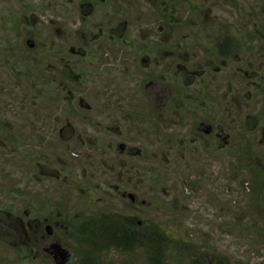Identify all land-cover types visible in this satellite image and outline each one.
<instances>
[{
  "label": "rangeland",
  "instance_id": "374dc122",
  "mask_svg": "<svg viewBox=\"0 0 264 264\" xmlns=\"http://www.w3.org/2000/svg\"><path fill=\"white\" fill-rule=\"evenodd\" d=\"M259 1L236 0L243 9L256 8ZM31 5L35 10L30 14L38 27V36L34 38L35 45L40 48L38 52L43 49L44 53H47L49 45H59L68 53L65 56L69 61L75 60L74 64L83 71V79L80 84L67 82V86L84 101L81 102L78 96H70L68 88L51 84V94L49 93L44 102L36 104L37 112H28V87L23 81L17 83L9 78L0 62V120L13 125L12 128L23 135V142L27 143L28 154L30 153L28 156L22 148L7 159H0V205L13 204L8 198L10 195L5 192L8 189L16 188L28 194H36L40 200H45L50 194L49 203L62 198L63 194L58 192L65 189L67 209L76 210L85 205L84 202L88 199L85 190H89L92 195L97 196V204L93 205L90 201L92 208L105 204L127 212L130 210L148 214L172 231H184L189 239L204 246L203 252L206 256H209L208 252L219 251L226 253L236 264H264V237L255 231L263 222L253 206L256 204L253 194L250 190L242 188L248 178L242 169L232 166L229 149L206 151L202 149L199 141L191 148L177 145L173 140L176 137L191 135L186 131L195 117H206L211 111L216 120L222 119L225 110L223 103L218 101L217 94L224 88L223 67L220 73L204 74L199 79L205 87L215 88L217 94L212 96L211 100L206 99L195 106V113L180 112L175 115L176 119L170 118V121L159 127L160 131L150 135L145 129L148 119L141 108L135 121L136 125L129 124L126 129L128 121L126 123L115 108V101L125 103L127 98L135 96L134 106L142 107L138 93L144 72L153 71L157 74L165 67L162 63L165 57H162L159 64L154 61L152 66V62L141 66L139 54L136 55L130 49L122 48L108 39H101L100 46L99 43L91 45L88 53L80 54L75 47L81 43L74 36L80 25L78 1L31 0ZM24 7L23 1L0 0V36L6 44L9 37L13 44L19 43L13 39L12 35L16 34V30L9 27L6 17L9 13L22 11ZM208 11L210 16L205 20L209 21L210 29L188 28L195 32L193 35L200 47H210L213 41L207 35H214L218 29L227 28L237 35L244 34V27L240 25L229 5L213 3ZM146 12L145 4L140 2L139 16L131 18L128 41H139V27L145 29L148 35L163 30L161 24L146 19ZM99 14V10L91 9L86 14L90 24L84 27H96ZM53 25L59 26L65 37L54 38L50 29ZM32 39L33 36L28 35L26 42ZM193 41L189 37L188 44L193 45ZM31 45H34L33 40ZM189 51L191 57H197L201 50L193 46ZM34 57L38 61L42 59L37 52ZM77 58L79 59L76 60ZM54 62L59 65L57 61ZM37 72L41 81L47 79L49 72L46 67ZM237 82L232 78L233 87L237 86ZM197 83L198 81L192 89H196ZM49 84L41 82L45 87ZM164 91L160 85L154 86L152 93L157 96V101L165 97ZM42 92L46 93L44 90ZM247 99L248 102L243 103L241 109L253 111L260 107V97ZM67 101L69 103H66ZM105 103L109 105L106 108ZM70 105L74 107L68 110ZM89 108L92 111L88 114L94 116L92 120L95 123L99 122V130L76 117V111ZM116 124L122 127V132L109 128ZM248 136L249 138H245H248L260 155L264 156V145L258 141V134L249 133ZM162 139L164 144L161 143ZM118 143L125 145L124 151L117 148ZM125 150L130 151L129 159L134 165L132 172L128 178L124 174L123 178L118 179L121 182L117 188L111 189L107 183L115 182V179L103 169L104 165L113 161L117 164L125 159ZM34 155L46 158L38 163L30 158ZM58 171L65 174L70 171L74 176L73 181H60L56 174ZM155 175L159 176V182L155 181ZM81 176L83 180H80ZM240 178L242 184L239 183ZM160 187L164 190L156 193ZM129 193L138 195L145 199V202L126 207L124 198L126 199ZM262 196L264 197V193ZM261 202L263 207L264 198ZM17 206L18 204H15L14 209L18 208ZM50 229L40 242L36 241L39 250L33 263L17 259L14 242L0 241V264H66L69 254L58 240L62 231L61 225L57 221L53 222ZM111 254L115 256V252Z\"/></svg>",
  "mask_w": 264,
  "mask_h": 264
},
{
  "label": "trees",
  "instance_id": "16d2710c",
  "mask_svg": "<svg viewBox=\"0 0 264 264\" xmlns=\"http://www.w3.org/2000/svg\"><path fill=\"white\" fill-rule=\"evenodd\" d=\"M19 1L24 2L23 10L15 14L9 13L6 17L9 27L16 30V34L12 35L13 39L19 43L13 44L9 37L6 40L9 42L6 44L0 36V62L9 78L17 83L23 81L28 87L30 109L27 111L35 113L37 112L36 104L44 102L49 93L51 94V84L61 88H68L67 82L80 84L83 71L74 64L75 60L67 59L68 53L59 45H49L50 49L47 53H44L43 49L38 52L40 48L34 41V38L38 36L36 32L38 27L33 21V15L30 14L35 9L31 5V0ZM77 1L80 5V25L74 36L81 43L77 48L75 47L80 54L88 53L91 45L99 43L100 46L101 39H108L118 43L122 48L130 49L136 55L139 54L141 66H147L149 62H152V66L154 61L159 64L162 57H165L162 61L165 67H162L157 74L153 71H143L145 74L139 84L141 88L138 93L143 103L142 107L134 106L135 96L127 98L125 103L115 101V108L126 123L128 121L126 129L129 128V124L136 125L135 121L139 117L141 108L148 119L145 129L150 135L160 131L159 127L170 121V118L176 119L175 115L180 112L195 113L197 111L194 109L195 106L197 107L206 99L211 100L212 96L217 94L215 88L205 87L199 79L204 74H218L223 67L224 88L217 94L218 101L220 104L223 103L225 110L222 119L216 120L211 111L206 117H195L186 131L191 135L176 137L173 140L177 145L191 148L195 142L199 141L202 149L206 151L217 152L229 149L232 155V166L242 169L248 178L244 183L240 178L239 183H243L242 188L246 191L250 190L253 194L256 203L253 206L263 222L255 231L264 237V206L260 205L264 198L262 196L264 156L260 155L248 139L249 133H256L258 141L264 145V0H260L256 8L248 9H243L236 0H200L197 3L189 0L185 2L181 0ZM140 2L147 8L146 19L161 24L163 30L154 35H148L145 29L139 27L138 31L141 35L139 41H128V28L131 27L134 16H139ZM182 3L184 5H181ZM213 3L229 5L245 31L244 34L237 35L227 28L218 29L214 35H207L212 38L211 46L202 48L195 40L193 35L195 32L188 28L210 29V23L206 22L205 18L210 16L208 10ZM91 9L99 10V21L96 27H84L90 24L86 14ZM50 29L54 38L65 37L64 31L59 26L53 25ZM28 35L33 36L34 45L27 44ZM189 37L194 40L193 45L188 44ZM48 38L50 39V36ZM9 46H12V50ZM193 46L201 50L197 57L189 55V49ZM36 52L42 58L39 61L35 60ZM54 61H57L59 65H55ZM45 67L49 74L47 79L41 81L37 70H44ZM53 70L54 73H52ZM232 78L238 81L236 87L232 85ZM197 81L196 89H192ZM41 82L50 84L45 87L41 85ZM156 85H160L166 91H164L165 97L158 101L155 98L157 96L152 93ZM67 90L70 96L74 98L78 96L81 102L84 101L69 88ZM209 94L211 95L208 96ZM257 97H260L259 108L253 111L241 109L242 104L248 102L247 98ZM108 106L105 103V108ZM73 107L70 105L68 110ZM90 111H92L91 108L76 111L75 114L82 122L85 121L99 130L97 126L99 122L95 123L92 120L94 116L88 114ZM12 126L0 120V159L2 160L9 158L17 150L20 152L22 148L26 154L29 151L27 143L23 142V135ZM109 128L122 132V127L117 124ZM109 131L111 130H107ZM62 136L64 137V134ZM163 141L162 139V144H164ZM124 146L122 143L117 144L120 151H124ZM135 148L138 149V147ZM125 152L127 157L118 161L117 164L113 161L104 165L103 169L115 179V182L107 183L111 189L117 188L121 182L118 179L123 178L124 174L128 178L132 172L134 165L129 159L130 151L125 150ZM30 158L34 162L41 163L46 157L34 155ZM56 174L62 182L73 181L74 176L70 174V171L66 174L58 171ZM154 178L156 182H159V176L155 175ZM80 180H83L82 176ZM163 190L160 187L156 193ZM5 192L10 195L8 198L13 201V204L0 205V241L14 242L17 259L21 262L35 261L34 256L39 250L36 241L40 242L41 238L47 235L46 225L51 226V223L57 221L62 228L58 240L69 254L66 264H236L223 252H208L209 256L204 255V246L189 239L184 231H172L151 215L130 212V210L127 212L105 204L90 207V201L93 205L97 204L95 203L97 196L92 195L89 190H85L88 198L84 202L85 205L76 210L67 209V202L64 199L65 189L58 192L63 194L62 198L54 203H49L51 202L50 194L45 200H40L36 194H28L16 188ZM129 194L134 199L129 196L124 198L126 207L145 202V199L138 195ZM100 198L99 196V203ZM15 204H18L16 209H14ZM111 252H115V256Z\"/></svg>",
  "mask_w": 264,
  "mask_h": 264
},
{
  "label": "water",
  "instance_id": "95a60500",
  "mask_svg": "<svg viewBox=\"0 0 264 264\" xmlns=\"http://www.w3.org/2000/svg\"><path fill=\"white\" fill-rule=\"evenodd\" d=\"M31 42H32V40H27V44H28V45H31ZM129 197H130V198H133V196H132L131 194H129ZM45 228H46V231H47V232H49V231L51 230V229H50V228H51L50 225H46Z\"/></svg>",
  "mask_w": 264,
  "mask_h": 264
}]
</instances>
